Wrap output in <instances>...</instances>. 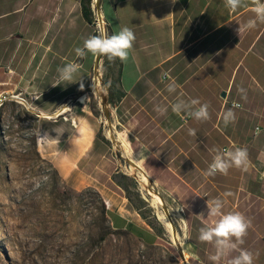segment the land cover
<instances>
[{
	"label": "crops",
	"instance_id": "obj_1",
	"mask_svg": "<svg viewBox=\"0 0 264 264\" xmlns=\"http://www.w3.org/2000/svg\"><path fill=\"white\" fill-rule=\"evenodd\" d=\"M99 1V13L112 34L128 27L136 37L128 59H116L122 92L111 91L104 102L112 104V93L116 109L129 98L131 103H145L154 114L155 99H166L171 93L168 85L175 84L181 100L198 99L209 105V123L218 131L211 137L213 142L224 143L226 149H247V170L233 167L227 175L203 174L208 167L199 166L198 160L212 162L217 153L210 151L205 157L181 151L177 172L171 163L166 165L167 174L177 177L176 195L171 194L184 211L183 241L194 264H228L240 249L253 253V264H264V23L244 29L247 21L255 19L250 0L235 12L225 7L224 0ZM92 27L83 16L82 0H0V98L14 93L11 85L22 86L33 96L25 107L35 121L62 120L68 128L66 137H52L42 127L36 133L37 147L46 151L44 157L71 185L99 191L114 230L128 231L141 243L158 246L167 234L150 227L119 193L108 142L95 129L85 130L82 120L70 118L88 106L86 101L81 106V98L89 94L87 74L80 70L76 79L81 80L56 85L57 69L79 59L74 50L95 34ZM91 59L89 53L81 64ZM234 101L241 107L233 108ZM65 108V114L53 116ZM228 109L235 113V120L225 126ZM190 119L183 117V126ZM170 139L175 141L172 136L165 141ZM66 142L68 147L62 145ZM163 188L172 192L164 183ZM218 198L224 203L223 212H240L252 226L237 250L214 262L210 259L214 245L198 237L201 227L218 219L207 215V201Z\"/></svg>",
	"mask_w": 264,
	"mask_h": 264
},
{
	"label": "rangeland",
	"instance_id": "obj_2",
	"mask_svg": "<svg viewBox=\"0 0 264 264\" xmlns=\"http://www.w3.org/2000/svg\"><path fill=\"white\" fill-rule=\"evenodd\" d=\"M99 11L96 8L97 15ZM94 21V32L111 33L107 22L102 29L96 25L95 13ZM81 59L74 62L82 65ZM91 60L80 69L88 76L89 91L88 97L81 98L84 100L81 106L85 101L88 106L83 111H74L70 118L82 120L85 130L98 131L103 141L108 139L119 193L150 227L167 234V238L158 246H148L131 235L118 233L102 210L96 188L71 185L44 157L46 151L37 147L40 158L34 146L38 129L44 128L52 137H66L68 128L62 126V120L59 123L49 119L35 121L36 117L25 107L33 96L24 92L22 86L11 85L14 93L0 98V264H194L193 256L183 259L181 248L184 246L174 243L158 219L152 196L128 169L129 161L109 138L108 131L112 130L129 146L130 154L153 182L155 195L164 201L166 213L182 239L180 215L184 217V211L171 194L176 195L177 177L172 172L170 176L167 174L166 165L171 163L177 172L183 157L181 151L191 150L205 157L209 151L223 152L227 146L211 140L218 131L209 120L197 121L186 112L172 111L171 105L181 100L177 90L166 99L162 96L155 99L158 106L154 114L145 103H131L129 98L119 109L110 103L104 107V98L111 91L122 92L117 72L119 63L103 55L93 56ZM158 107L167 111L161 114L156 110ZM185 116L191 119L183 126ZM169 136L175 141H165ZM210 163L207 159L198 160L201 167H208ZM163 183L172 192L165 190ZM88 189L94 192L89 193Z\"/></svg>",
	"mask_w": 264,
	"mask_h": 264
},
{
	"label": "clouds",
	"instance_id": "obj_3",
	"mask_svg": "<svg viewBox=\"0 0 264 264\" xmlns=\"http://www.w3.org/2000/svg\"><path fill=\"white\" fill-rule=\"evenodd\" d=\"M225 7L232 12L246 6L248 0H224ZM252 10L255 13V19H250L244 25L245 30L254 29L257 23H264V0H250ZM240 31V28L238 29ZM136 37L134 32L124 27L115 34H108L101 31L98 35H92L84 40L83 47H77L74 51L79 58H85L87 54L93 56H106L110 61L119 59L125 61L128 59L130 51L133 49ZM82 65L76 62L65 64L62 68H58L59 79L58 84L75 83ZM55 85V86H56ZM81 88L83 84L81 83ZM175 84L168 85L167 90L174 92ZM240 93H244L243 88L239 89ZM242 98H245L242 96ZM233 108L241 107L237 102H233ZM174 113L180 114L186 112L188 116L197 121H206L210 118L209 105L201 104L198 99H192L190 102L179 100L171 105ZM157 111L161 114L167 111V108L158 107ZM235 120V113L232 109H228L223 116L225 126ZM257 135L259 129L256 130ZM190 134L195 135L194 130H190ZM216 155L209 164L207 170L203 173L206 177L215 176L217 173L227 175L230 168L247 170L249 166L248 152L245 148L235 147L225 149L221 152L215 149ZM228 195V194H226ZM224 203L221 199L207 201L208 214L217 217L213 224L201 227L199 230V241L202 243L213 244L215 254L210 257L214 262L220 261L222 258L229 256L233 251L237 250L244 243V237L248 233V229L252 226V221L240 212H223ZM253 253L240 249L239 254L229 259L228 264H253Z\"/></svg>",
	"mask_w": 264,
	"mask_h": 264
},
{
	"label": "bare ground",
	"instance_id": "obj_4",
	"mask_svg": "<svg viewBox=\"0 0 264 264\" xmlns=\"http://www.w3.org/2000/svg\"><path fill=\"white\" fill-rule=\"evenodd\" d=\"M94 2L97 4V3H99V0H94ZM98 16H99L100 24H101V26H103V16L101 15V13H99ZM65 112H66V109H62L59 112H57L55 114V116L59 117V116L65 114ZM108 136L112 140V142H114L115 146L122 152L123 157L129 161L130 167H128V169L131 172H133L136 177H138L142 186L152 196L151 197V203L157 210L158 219L168 229L169 234L171 235L174 243L184 246L181 248V251L184 254L185 258L192 256L190 254V251H189L187 244L183 241L182 237L181 238L179 237L172 219L167 215L166 205H165L164 201L155 195V186H154L153 182L151 181L150 177L143 170V168L139 165L137 160L135 158H133L132 155L130 154L131 152L129 151V146L122 139L117 137L112 130L108 131ZM180 217H181L180 219L182 220V223H183V228L185 229V226H184L185 219L182 215H180Z\"/></svg>",
	"mask_w": 264,
	"mask_h": 264
},
{
	"label": "trees",
	"instance_id": "obj_5",
	"mask_svg": "<svg viewBox=\"0 0 264 264\" xmlns=\"http://www.w3.org/2000/svg\"><path fill=\"white\" fill-rule=\"evenodd\" d=\"M92 2H93V0H82V11H83V16H84L85 20L89 24L94 25V12L92 10ZM109 34L111 35L112 33H109ZM94 35H98V34L95 32ZM122 97L123 96H120V98H122ZM110 98H111L110 99L111 100V103L112 104H115V100L113 98L112 93H111ZM105 140L109 143V141L107 139H105ZM34 146L36 147V153H37V155L41 158L39 151H37V139L36 138L34 139ZM87 192L93 193L94 191L92 189H88ZM96 194H98V198L102 202V207H103L102 210H103L106 218L108 219V216H107V206L104 203L101 195L99 193H97V192H96ZM116 231L118 233H121V234L130 235V233L128 231H125V230H116Z\"/></svg>",
	"mask_w": 264,
	"mask_h": 264
},
{
	"label": "built area",
	"instance_id": "obj_6",
	"mask_svg": "<svg viewBox=\"0 0 264 264\" xmlns=\"http://www.w3.org/2000/svg\"><path fill=\"white\" fill-rule=\"evenodd\" d=\"M96 8H98V10H100L99 9V5H98V3L96 4L95 2H92V10H93V12L95 13V16H96V25H98V27L100 28V29H102V28H104V25L106 24L105 23V21H104V19H103V26H101V24H100V20H99V16L97 15V13H96ZM100 12V11H99ZM99 14V13H98ZM95 22V21H94ZM257 129H259L260 130V128H257ZM226 149V148H225ZM224 149V150H225Z\"/></svg>",
	"mask_w": 264,
	"mask_h": 264
},
{
	"label": "water",
	"instance_id": "obj_7",
	"mask_svg": "<svg viewBox=\"0 0 264 264\" xmlns=\"http://www.w3.org/2000/svg\"><path fill=\"white\" fill-rule=\"evenodd\" d=\"M98 5H99V3H98ZM105 105H107V102H104V106ZM182 256H183V259L186 261V258H185V256L183 255V253H182Z\"/></svg>",
	"mask_w": 264,
	"mask_h": 264
}]
</instances>
